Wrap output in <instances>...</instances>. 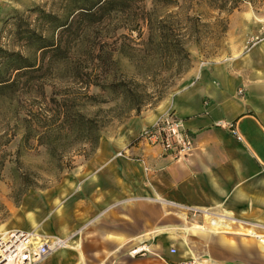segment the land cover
Instances as JSON below:
<instances>
[{
  "label": "crops",
  "instance_id": "crops-1",
  "mask_svg": "<svg viewBox=\"0 0 264 264\" xmlns=\"http://www.w3.org/2000/svg\"><path fill=\"white\" fill-rule=\"evenodd\" d=\"M242 18L237 11L227 21V56L191 66L165 103L127 118L116 136L98 139L70 179L39 191L33 232L70 238L85 264H161L169 254L173 215L183 214L169 202L214 211L231 228L237 223L234 234L264 227V26ZM166 111L190 135L189 150L178 158L138 138ZM245 237L264 254L257 237ZM217 241L238 251L221 236ZM141 243L157 257L129 258L127 251ZM39 264L83 262L61 250Z\"/></svg>",
  "mask_w": 264,
  "mask_h": 264
},
{
  "label": "rangeland",
  "instance_id": "rangeland-1",
  "mask_svg": "<svg viewBox=\"0 0 264 264\" xmlns=\"http://www.w3.org/2000/svg\"><path fill=\"white\" fill-rule=\"evenodd\" d=\"M92 1L0 0V77L11 80L16 71L13 70V67L26 65L32 61L56 67L51 68L49 71H44L39 75L41 77L33 76L29 79L25 76L19 77V89L15 88L16 90L13 92L10 89L3 90L2 94H0V130L8 131L11 113L17 106L33 110L40 105L46 109H53L55 107V99L57 100L62 93L69 94L67 97L70 98L73 91L80 92L83 90L77 89V84L75 83L77 78L71 76L68 71L61 69L59 64L62 61L61 59H63L62 57L66 58L70 63L75 62L78 56L76 47L85 45L88 41L93 40L94 35H97V31L107 36L111 34L119 36L120 33H127L132 40L128 42L130 46H136L135 44L140 41V39L136 38L135 31L128 32L121 28L123 16L119 13L104 15L99 23L82 18L84 16L79 15V13H83V10ZM176 1L177 5L169 4L165 8H161L159 14H173V12L182 14L181 10L185 7L189 16H200V20L206 22L222 19L225 20L227 25L229 17L233 19V16L238 11V13H242L243 21L252 22L257 26L264 24V0H252L251 3L239 1L237 8L231 11L232 15L230 16L231 12L228 15L224 13L218 14L217 11L207 8L203 0ZM149 3L150 0H143L145 8L149 7ZM179 17H182V15ZM224 32H217L209 40L200 38L198 43L192 40L187 41L185 49L189 59V67L178 75L169 78V80L167 78L169 74L166 71H155V73H152L154 67L145 70L142 59L139 56H132L128 60L119 58L117 73L120 76H126L127 79L130 78L137 84L148 82V85L153 81L160 82L167 78L168 85L159 99L153 97L138 112L131 111L120 120L112 121L103 128L100 137L116 136L119 127L127 118L149 112L159 103H165L180 88L183 83V76L191 66H197L205 60L227 56L223 52L225 44L223 43ZM239 32L243 34V38L246 40V27L241 28ZM145 33L143 28L142 39H144ZM231 39L233 38L230 36ZM54 40L60 42V48L57 50H53L55 46ZM104 40L110 41V38L105 37ZM77 42L79 45H76ZM40 82L43 83V95H41V91L37 87ZM86 93L88 95L96 94L98 91L90 86ZM80 102L84 104L83 109L86 113H90L96 107L89 106L87 98L82 99ZM111 104V102L100 103L98 107L106 108ZM16 144L17 137L0 146V156L4 160L0 169V239H6L15 232H33L30 228L31 226H36L35 215L39 191L57 185L61 180L70 179V171L79 161L84 159L81 154H75L71 157V167L64 168L54 174L55 159L48 155L41 146L23 147L19 155L15 156ZM15 161L17 162L15 163ZM13 167L15 168L14 176L11 173V168ZM31 183L43 185V187H26V184ZM28 208H30V213L27 212ZM212 214L211 217L207 216L209 214L203 217H190V215L184 216V214H182L183 216L179 214L173 215V226L169 230L172 238L168 248L173 247L176 252L174 255L168 254L160 258L166 262H176L192 257L199 258L209 264H264V254H261L256 249V241L245 237L248 236L245 232H250L252 228L237 231L238 233L236 232V234L238 235H236L233 232L238 228L237 223H232L231 228L230 223L225 218L222 220L219 214ZM214 216H218V218ZM191 222L192 225L189 224ZM213 223L217 224L218 230L228 228L230 233L218 234L219 236L212 237L213 234L205 235L194 229L196 226H203L206 230H213V227H211ZM241 226L247 228L250 224H241ZM254 231L264 235V227H256ZM33 233L43 235L39 233L38 229ZM43 236L51 237L48 235ZM220 236L226 243L234 244L238 251H231L228 247L220 245L217 241ZM257 240L259 243L261 239L257 238ZM71 241L69 239L65 247L50 256L64 250L68 254L77 253L79 258H81V262L85 264L86 260L81 257L78 244ZM243 241H247L246 249L242 247ZM146 259H154V257L148 256Z\"/></svg>",
  "mask_w": 264,
  "mask_h": 264
},
{
  "label": "trees",
  "instance_id": "trees-1",
  "mask_svg": "<svg viewBox=\"0 0 264 264\" xmlns=\"http://www.w3.org/2000/svg\"><path fill=\"white\" fill-rule=\"evenodd\" d=\"M203 1L207 8L217 11L218 14L227 15L237 8L239 1L252 2V0ZM169 4L177 5V1L150 0L149 7L145 8L143 0H93L83 13H79L84 16L82 18L99 23L104 15L119 13L123 16L121 28L128 32L135 31L136 38L140 41L135 44L136 46H130L128 42L132 40L127 33L107 36L99 31L94 35V39L85 45H79V40V43H76L79 45L76 47L78 53L76 61L70 63L62 57L59 65L61 69L77 78L75 81L77 89L83 90L73 91L70 98L67 97L69 94L62 93L57 100L55 99L53 109H46L40 105L33 110L15 107L11 113L8 131L0 130V146L17 137L15 156L19 155L23 147L41 146L55 159V174L71 167L73 155L81 154L84 159L87 158L94 151L103 128L112 121L120 120L131 111L138 112L153 97L159 99L168 85L169 78L189 67L186 42L192 40L198 43L200 38L209 40L217 32H224L226 28L225 20L201 21L200 16L187 15L185 7L181 10L182 14L177 12L159 14L160 9ZM181 15L182 17H179ZM143 28L146 32L144 39L141 38ZM105 37L110 38V41H105ZM53 42L55 43L53 50L59 49L60 42L55 40ZM132 56H139L142 59L145 70L154 67L152 73L168 72V80L164 78L160 82L153 81L148 85V82L137 84L126 76H120L117 73L118 59L128 60ZM51 68L56 67L34 61L13 67L16 71L11 80L0 77V94L5 89L15 91V88H18L19 77L25 76L28 79L33 76L41 77L40 74ZM90 86L98 93L88 95L86 92ZM37 87L43 95V83L40 82ZM84 98L89 100V106H96L90 113L84 111V104L80 102ZM107 102L112 104L106 108L98 107L100 103ZM3 161L0 156V169ZM14 169L11 168L13 176ZM28 186L43 187L36 183L26 184V187Z\"/></svg>",
  "mask_w": 264,
  "mask_h": 264
},
{
  "label": "built area",
  "instance_id": "built-area-1",
  "mask_svg": "<svg viewBox=\"0 0 264 264\" xmlns=\"http://www.w3.org/2000/svg\"><path fill=\"white\" fill-rule=\"evenodd\" d=\"M264 26V24H263ZM264 28V27H263ZM240 92V90L238 91ZM138 138L145 140L148 144L158 145L161 149L174 158H178L189 150L191 146L190 135L182 127V121L171 111H166L159 115L154 122L143 128ZM173 204L184 216L190 217L201 216L205 213L214 212L204 209H196ZM13 235V236H11ZM38 236L39 241L36 246H32V236ZM10 236V237H9ZM6 239H0V264H38L45 258L64 247L70 238L46 237L33 232H15L10 234ZM17 239V241H12ZM32 241V242H31ZM175 249L169 247L168 253L175 254ZM129 258L152 256L145 243L138 244L127 251ZM161 264H207L199 258H185L176 262H162Z\"/></svg>",
  "mask_w": 264,
  "mask_h": 264
},
{
  "label": "bare ground",
  "instance_id": "bare-ground-1",
  "mask_svg": "<svg viewBox=\"0 0 264 264\" xmlns=\"http://www.w3.org/2000/svg\"><path fill=\"white\" fill-rule=\"evenodd\" d=\"M209 215H207V213H205L204 214V216H208V217H211V215H213L212 214V212H209L208 213ZM214 217H216V218H218V216H214ZM209 223H210V221H209ZM220 223V222H219ZM227 226H228V224H227ZM211 227H213V230H206L203 226H196V227H194V229H197V230H199L201 233H204L205 235H211V234H226V233H230V231L228 230V228H226L225 230H218L217 229V224L216 223H213L212 224V226ZM229 227V226H228ZM230 229V228H229ZM217 232V233H216ZM243 233H244V231H242ZM248 236H250V237H257V238H259V239H264V235H261V234H258V233H256L253 229H250V232L249 231H247V232H245ZM244 233V234H245ZM236 234V233H235ZM11 236H13V235H11ZM10 237V236H9ZM3 240H4V238H2ZM32 241V246H36L37 245V243H38V241H39V237L38 236H36V235H34V236H32V239H31ZM14 241H17V239L15 238V240H13L12 241V239H11V243H13ZM261 247H264V241H261V242H259L258 243ZM190 258H192V257H190ZM203 262V261H202ZM203 263H207V262H203ZM207 264H209V263H207ZM212 264V263H211Z\"/></svg>",
  "mask_w": 264,
  "mask_h": 264
}]
</instances>
